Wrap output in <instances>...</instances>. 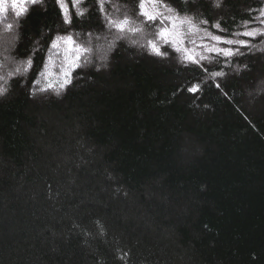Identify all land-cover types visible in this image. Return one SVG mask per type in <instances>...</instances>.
I'll use <instances>...</instances> for the list:
<instances>
[{
	"label": "trees",
	"instance_id": "1",
	"mask_svg": "<svg viewBox=\"0 0 264 264\" xmlns=\"http://www.w3.org/2000/svg\"><path fill=\"white\" fill-rule=\"evenodd\" d=\"M165 2L227 39H248L232 33L264 10V0ZM138 4H105L143 26L124 38L97 0H83V16L68 0L71 23L56 0L19 18L11 0L0 5V264H264V37L232 57L196 49L200 64L175 46L157 56ZM57 35L92 48L79 67L67 45L50 48Z\"/></svg>",
	"mask_w": 264,
	"mask_h": 264
},
{
	"label": "snow or ice",
	"instance_id": "2",
	"mask_svg": "<svg viewBox=\"0 0 264 264\" xmlns=\"http://www.w3.org/2000/svg\"><path fill=\"white\" fill-rule=\"evenodd\" d=\"M6 0H0V5H3ZM41 2V0H11L12 6L14 8H19L17 16L22 17L27 15L29 12V5H35ZM83 0H71L72 8L76 9L77 16H83L86 12V8H82ZM107 0H97L99 10L104 14L107 21V27L109 29H115L119 33L118 38H124L127 33H143L144 28L141 24H137L131 17L124 15L123 18H113L110 14L105 12V4ZM57 5L60 7L62 14L64 15L65 23H71V13L68 8V0H56ZM23 5V7H20ZM216 6H219L217 2ZM139 16L144 18V22L155 24V31L153 33V38L147 40V46L151 49L152 53L157 56H166L167 52L162 51L161 48L164 45L175 46L174 50L176 52L182 53L181 59L195 64H200L202 60L207 59L203 54L193 55L192 53L196 49H201L204 52L215 53L217 55H223L225 57H232L233 55L240 54V48H252L255 45L252 43L257 39V37H264V10H260L257 16H253L251 19L243 21L244 26L247 30L243 32L232 33L235 36H242L248 39H227L220 35H215L212 32H208L205 29H201V24H207L206 19L200 20L199 24L195 22V17L189 16L186 12L182 15L181 10L170 6L165 0H139L138 4ZM3 9L0 8V11ZM255 11V10H253ZM259 23L258 27H250ZM8 29H12L14 25L8 24ZM218 31H223L220 24L217 22L212 25ZM204 31L205 35L201 37V43L197 44L195 40H189L187 37L191 35H196L199 32ZM91 36V34H89ZM99 39V37H96ZM208 40L215 42V44L204 43L203 41ZM264 43V41H261ZM90 43V41H89ZM191 43L194 45L193 48H189L187 45ZM67 45L68 51L74 54L73 61H71L74 67H79L77 63L81 58L82 54H87L92 51V48L77 43V41L71 36L57 35L55 39L51 40L50 48L57 50V55L59 54V49L61 45ZM224 44L229 45V47H217L215 45ZM111 46V45H110ZM236 46V47H231ZM32 60L29 57L26 61L16 63L13 71L8 73V77L11 78L17 74H23L31 69ZM208 71L207 69H204ZM64 75L67 77L70 73L65 72ZM213 77H220L224 75L221 71H216L210 73ZM0 79H5L0 77ZM65 84L70 83L69 80H65ZM219 87V84L216 85ZM49 87H52L50 84ZM64 84H61V88ZM200 90L199 85H193L188 89L192 93H196ZM7 92V88L0 86V95H4ZM123 259V256L118 257Z\"/></svg>",
	"mask_w": 264,
	"mask_h": 264
},
{
	"label": "rangeland",
	"instance_id": "3",
	"mask_svg": "<svg viewBox=\"0 0 264 264\" xmlns=\"http://www.w3.org/2000/svg\"><path fill=\"white\" fill-rule=\"evenodd\" d=\"M7 34H5V35H7V36H5L3 39H5L4 40V42H8V46H10L11 44V41L14 39V37H13V35L15 34V32L13 31L12 33H8V32H6ZM138 46H140V47H142L141 45H138Z\"/></svg>",
	"mask_w": 264,
	"mask_h": 264
}]
</instances>
